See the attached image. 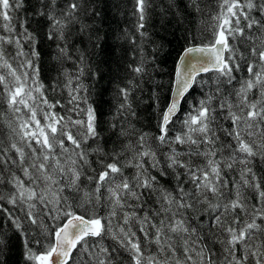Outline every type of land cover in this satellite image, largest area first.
<instances>
[{
    "label": "snow or ice",
    "instance_id": "obj_1",
    "mask_svg": "<svg viewBox=\"0 0 264 264\" xmlns=\"http://www.w3.org/2000/svg\"><path fill=\"white\" fill-rule=\"evenodd\" d=\"M51 3L54 5L55 0H51ZM169 5L170 7L174 6L172 0H169ZM146 6L147 0H137V10L140 13L141 20L140 28L144 27L143 21L146 19ZM190 6H196V10L200 11L197 0H190ZM22 7L23 0H0V18L5 22L3 28L6 31L10 33L14 31L10 23L12 20L10 14L15 9ZM80 7L78 0L68 4L63 16L75 20V14ZM219 7L220 12L214 17V20L218 23L213 32V41L208 44H190L180 59L173 87L174 95L163 112L162 122L159 125L160 134L156 137L161 144H168L171 147V151L166 157L167 168L173 171L183 168L193 185V189L185 191L184 187L178 184L179 199L171 192L163 189L159 190L161 193L157 196V203L160 205L159 209H141L144 211L143 217L138 216L136 211L124 212L123 226L118 228L120 235L112 231V219L117 216L118 210H123L125 207H133L127 203L128 200L137 201L138 203L135 207H141L144 193L138 191V189L151 190V193L158 191L154 187L156 177H150L147 174L144 158L149 159L153 168L158 167L160 161L157 160L155 152L147 149L140 150L144 148L148 134H141L135 143L129 140L128 143L122 146L121 151L105 153L99 143L104 124L101 114L91 104L86 109H83L77 103L82 99L84 103H87V100L79 95L83 85L72 88V81L69 80L68 82L69 95L71 97L69 104L74 105L69 111L75 112L81 118L72 119L71 116H67V118L59 116L54 111H51L59 104V101L55 104L50 103L44 97L43 84L39 83V69L34 66L32 59L27 58L28 53L24 51L22 40L31 42L33 45L31 56L39 57V53L35 50L36 37L31 32H28L27 28H24L23 32L19 34V38L14 41L11 37L0 36V85L3 86V93L6 94L8 108L14 113H21V115L17 116L19 130L13 129V131L31 149L32 156V163L25 167L26 153L24 148L18 146L16 142L11 143L10 149L5 148L3 141H0V151L3 153L0 154V163L6 165L7 161L11 159L8 156V152L14 150L19 157L18 166L22 168L23 175L32 184H36L41 179L46 183V188L38 194L34 188L26 187L24 181L13 173L9 183L13 185L16 191L7 197V203L13 206L18 201L26 203V219L32 225L40 227L42 233H49V226L44 223L36 204L32 203V201L38 199L46 208L51 205L46 214L54 222L60 221L58 226H54V242L46 246V251L37 254L28 246L31 242L25 239V259L27 261H33L35 264H69L70 261H73L74 264H93V262L94 264H106L105 259L97 260V257L101 254H107L108 249L99 245V251H95L94 248L90 247L89 238H103L105 234L111 233L113 239L118 240L121 246L131 253L134 264H217L212 258L213 254L206 246L201 245L199 250L194 247L200 240V237H197V240H192L191 238L196 233V228H192L187 223V218H176L177 212L181 209H191L195 212L197 211V205L206 204L207 208L205 211L215 214L209 220V231L211 232L215 228L228 234L227 240L221 241V243L226 245L224 248L226 256L220 264H253V261L254 264H264V228L257 223V219H264V207L256 208L253 206L251 213H249V207L242 192L244 187L254 188L259 192L261 205L264 206V190H261V183L256 181L255 173L247 166L251 163L249 159L251 157L260 155L264 158V50L258 51L257 47L251 49V55L253 57L258 56L260 64H247L249 78L241 83V87L235 93L237 103L233 104L225 97L219 104L221 110L227 109L228 114L224 118L231 119L233 124L231 130H221L225 131L237 143V148L233 150V154L230 157H221L219 160L215 158L217 152L223 151V147L219 149L215 147L219 137L216 135L217 129L213 127V122L216 121L214 113L217 111L211 106L215 98L214 94H208L206 99H201L199 105L194 106L186 114L183 125L187 131L177 134L174 138H170L169 135L170 129L168 125L180 110L181 100L185 98L186 94H189V90L197 83V76L200 73L213 71L218 73L216 77L218 85L216 92L219 93L222 91L219 84L224 82L221 77L226 78V82L231 84L235 79L233 71L242 70L241 64L237 63L234 58L235 49L228 42L230 37L235 39L237 35H244V27H241V18L247 21L246 27L248 29L253 28V26L264 29V25L260 21L250 18V12L253 9L259 10L261 16L264 17V0H259L258 3L256 0H244L243 3H241V0H221ZM245 8L248 9V12L244 11ZM38 14L44 15L45 13L41 11ZM48 16L52 21L48 38L63 40L65 24L62 20L57 19L51 11H49ZM21 27L23 28V25ZM87 27V25H82L81 30L83 31ZM56 32L59 33V36H54ZM141 35H144V33H141ZM191 39L195 40V37ZM13 42L17 51L12 59L19 60L18 67L13 66V63L6 57L2 47L4 43L11 44ZM260 47L264 48V41H261ZM58 50L61 54H67L66 47L59 48L58 46ZM225 52L229 53L227 59L225 58ZM192 54H200V58L197 59ZM80 60L81 65H83V54H81ZM257 67H259V71L255 70ZM2 70H6V72ZM134 71L140 74L144 72V68L141 65L136 67ZM79 74L80 76L84 75L83 66L79 68ZM76 79L79 80V76ZM29 80H31V84H29ZM253 89H259L260 96L258 99L250 101L249 94ZM121 92L125 103L120 105L118 112L125 109L131 112V104L128 102V90L121 89ZM155 98L159 99V97ZM45 107L49 111H44ZM22 108L26 109L30 116L25 117L22 114ZM38 112L43 114L45 121L43 125L37 119ZM132 114L134 115V113ZM69 126L78 127L80 131L73 135L71 131H68ZM110 127L115 129L116 125L113 123ZM129 127L131 128L132 126L129 125ZM244 134L250 138L259 136L260 139L259 141L253 139L248 142ZM129 135L130 133L123 128L117 134L118 138ZM65 137L67 141L71 142L73 149L70 150L65 147ZM89 140L97 143L96 148L92 149L93 152L100 154L104 159L111 155L113 162L105 165L104 159L100 160L104 170L99 173V178L95 181V190L93 192L84 190L83 203L72 204L69 203L70 198L64 196L63 192L65 188L72 192L82 191L80 184L83 168L82 166L78 168L76 165L79 161H83V165H89V153L82 147ZM32 141H35L38 148L32 146ZM137 145H139V148H137ZM173 145H189V150L180 152ZM202 145L203 151H201ZM191 146H195V150ZM57 147L61 153L71 151L73 157H78V159L72 158L70 161L71 166L66 169L56 155L55 149ZM227 147H230V145ZM129 151L133 153V159L136 163L132 164L131 160L127 163L137 170L135 176L131 179L123 176V167L126 165L121 164L118 159ZM236 153L245 154L244 158L239 161L245 167L240 171V180L233 181L235 189L234 199L224 202L225 190L228 188L229 181L224 178L221 165L223 164L224 168L231 170L237 161ZM182 156H202L207 160V164L194 167L191 159L185 162L181 160ZM12 163L16 164L17 161L12 160ZM50 168L51 172L49 171ZM31 169H35L37 175H33ZM57 172L66 179V183L60 184V181L56 178ZM117 176L122 177L119 182H116ZM88 179L91 181L93 177ZM176 179L177 181L180 179L179 172H177ZM106 184L109 185L107 188V199L111 205L107 217H98L93 213L91 218H85L84 215L77 214L73 210L74 208H82L84 204L93 203V197L95 204H99L101 189ZM53 185L57 186L54 190ZM49 192L51 193V198L47 195ZM209 193L216 200V203L209 199ZM3 199L4 197L0 195V200ZM173 207L177 211H173ZM237 209L245 215L250 214L251 222L245 221L240 226L241 221L236 214ZM0 211L7 212L5 219L11 221L12 226L23 234V223L19 217L4 209L2 205H0ZM149 211L152 212L151 216ZM181 215L183 214L181 213ZM61 217H64V220H61ZM154 217H161L158 225L153 222ZM104 220L107 221V224L102 222ZM132 221L140 224V231L144 233L145 240L149 244L154 243L157 246L155 254L146 255L147 249L142 247L139 239H133L136 237V233L131 229L130 223ZM125 226H128L127 230ZM201 227L204 226L201 225ZM150 228L154 229V235L149 232ZM179 233H185L188 236V238L183 239V260L178 256L173 235H170ZM6 235V229L0 228V264H7V261L3 258L4 252L6 249L8 251L11 250V241L5 239ZM120 236L123 238L121 239ZM35 243L39 246L41 240L37 238ZM237 245L241 246L242 254L240 256L236 254ZM74 250H76L75 254ZM85 255H87V259H85Z\"/></svg>",
    "mask_w": 264,
    "mask_h": 264
},
{
    "label": "trees",
    "instance_id": "obj_2",
    "mask_svg": "<svg viewBox=\"0 0 264 264\" xmlns=\"http://www.w3.org/2000/svg\"><path fill=\"white\" fill-rule=\"evenodd\" d=\"M77 0H55V4L51 0H23V7L15 9L10 15L12 16L11 25L14 31L12 33L3 28L5 23L0 18V36L11 37L13 41L19 38V34L27 28L36 37L35 50L39 53V57H32L31 51L33 45L31 42H24L22 44L24 51L28 53V59L33 60L35 67L39 69V83L43 84L44 97L50 103L59 104L52 109L59 116H71L72 119L81 118L75 112H70L69 109L74 105L69 104V80L72 81L71 87L76 88L78 85H83L79 92L82 98L87 100V103L78 101L79 107L86 109L89 104L101 114V119L104 121L102 129V137L99 140L100 145L103 147L105 153H112L114 151H121L122 146L130 141L135 143L141 134H148L144 148L140 150H150L156 153L157 160L160 161L159 166L153 168L148 158H144V166L147 169V174L151 177H156L154 187L158 190L151 193V190L138 189L144 193L143 203L140 208H136L138 203L135 200H128V204L133 207H125L123 210H118L117 216L112 219V231L117 232L119 226H123L124 212L136 211L140 217L144 216V211L141 209L158 210L160 205L157 203V196L161 193L159 190L163 189L171 192L179 199V191L177 185L183 186L185 191L193 189V185L189 177L185 174L183 168L173 171L167 168L166 157L171 151L168 144H161L156 137L160 134L159 125L161 123V116L165 109L169 92L172 85L174 65L180 52L190 44H208L214 39V29L217 26V21L214 17L220 12L221 0H197L200 11L196 10V6H190V0H172L174 6L169 5V0H147L145 8L146 19L143 21L144 27L140 28L141 23L140 13L137 10V0H78L81 5L80 9L76 12V19L65 18L63 13L67 10L66 6ZM244 0H241L243 3ZM258 3L259 0H256ZM47 5V7H45ZM43 11L44 15L38 13ZM52 12L57 19L62 20L65 24L64 39L59 40L56 38L49 39L48 34L51 29L52 21L49 19L48 13ZM248 12V9H244ZM250 18H255L264 25V17L257 9L250 12ZM247 21L241 18V27H244V35H237L235 39L229 38V44L235 49L234 58L237 63L242 66L241 71H233L235 79L231 84L226 82V78L221 77L223 83L219 84L222 89L217 93L218 87L216 77L218 73L208 72L197 76V83L189 90L180 104V110L177 115L173 117L172 122L169 123L170 138H174L177 134L187 131L183 125V120L187 113H189L194 106L199 105L201 99H206L208 94H214L215 98L212 101V107L217 109L214 113L216 121L213 122V127L217 129L216 135L219 137L215 147H223L222 152H217L216 159L221 157L228 158L233 154V150L237 148V143L231 136L221 129L231 130L233 127L231 119H225L227 116V109L221 110L219 104L225 97L236 104L237 97L236 91L241 87V83L249 78L247 71L248 63L260 64L258 56L251 55V49L257 47V50H264L261 48V41H264V29L258 26L248 29L246 27ZM23 25V28L21 27ZM82 25L88 27L81 30ZM144 33V35H141ZM54 36H59V33H54ZM195 37V40L191 38ZM59 48H67V54H61ZM6 57L13 63L14 67H18L19 60H13L17 48L15 43H4L2 45ZM84 55V62L81 65L80 56ZM229 55L225 52V58ZM143 66L144 72L137 74L134 69L138 66ZM84 67V75L80 76L79 68ZM234 67V66H233ZM259 71V67L255 69ZM5 71L6 70H2ZM29 71H31L29 69ZM79 76V80L76 77ZM31 84V80H29ZM121 89L128 90V102L131 104V112L127 109L118 112L120 105L125 103L124 96ZM75 94V93H74ZM260 96L259 89H253L249 94V100L258 99ZM155 97H159L157 100ZM31 103V102H30ZM235 110V109H234ZM44 111H49L46 107ZM134 113V115L132 114ZM22 114L27 117L30 113L22 108ZM21 113H14L8 108L6 94L3 93V86L0 85V141H3V146L10 149L12 142H16L18 146L23 147L26 153L25 167L32 163L31 149L26 146L24 141L19 139L13 129H18L19 121L17 116ZM37 119L41 124L45 123L43 114L38 112ZM115 124L116 128L112 129L111 124ZM129 125L132 127L130 128ZM34 127V125H33ZM243 127V125H241ZM121 128L127 130L130 135L127 137H119L117 134ZM68 131L76 135L80 129L78 127L69 126ZM245 139L251 142L253 139L259 141L260 137H247ZM65 139V147L70 150L73 145L70 141ZM230 145V147H227ZM32 146L38 148L35 141H32ZM97 143L89 140L82 147L89 153V165H83V161H79L76 167L83 168V175L81 177V190L80 192H72L65 188L63 195L68 196L69 203L81 204L83 203V191L93 192L96 188L95 181L99 178V173L104 170L101 166L100 160L104 159L100 154L95 153L92 149L96 148ZM177 151L187 152L189 145H173ZM195 150V146H191ZM139 148V145H137ZM79 151V150H76ZM203 151V145L201 146ZM56 155L60 159L62 165L67 169L71 166L72 152L61 153L57 147L55 149ZM0 154H3L0 151ZM245 154L236 153L237 161L234 167L229 170L221 165L224 178L229 181L228 188L225 190L224 202L234 199L235 189L233 181L240 180V171L245 167L241 164L240 159L244 158ZM11 157L7 164L0 163V195L4 197L0 200V205L4 209L12 212L16 217H19L23 223V234L17 231L11 224V221L6 220L7 212L0 211V228H5L7 235L5 239L11 241V250L7 249L4 252V259L7 264H35L33 261L25 259V239L29 240V247L32 248L37 254L46 251V246L53 242L54 226H58L60 221L54 222L51 220L47 213L48 208L41 204L38 199L32 201L36 204L40 216L44 223L49 226V233H42L40 227L32 225L26 219L27 204L17 202L15 206L7 203V197L16 191L9 181L12 179L13 173L24 181L26 187H32L39 194L46 188L45 181L38 180L36 184H32L27 177L23 175L22 168L18 166L19 157L14 150L8 152ZM119 161L121 164L126 165L123 167V176L131 179L136 174V168L127 162L132 161L133 153L131 151L120 156ZM192 160L193 166H204L207 160L204 157H189L182 156L181 160L187 162ZM251 163L247 166L255 173L256 181L261 183V190H264V158L260 155L249 158ZM12 160L17 163L13 164ZM113 158L111 155L104 159V164L112 163ZM230 162V161H229ZM33 175H37L35 169H31ZM51 172V168L49 169ZM163 172V174H162ZM177 172L180 173V179L177 181ZM70 175V174H69ZM93 177L90 181L88 178ZM56 178L60 184L66 183V179L58 172ZM122 177L117 176L116 182H119ZM251 179V177H249ZM57 187L53 185V190ZM108 185L106 184L100 192V203L84 204L82 208H74L77 214L84 215L85 218H91L93 213L98 217H107L110 211V201L107 199ZM246 204L251 213L253 206L256 208L264 207L261 205L259 192L254 188H242ZM151 193V195H149ZM51 198V193H47ZM209 199L216 203L208 194ZM197 211L191 209H181L177 212V219L187 218V223L192 228H196V233L191 237L192 240L199 242L194 247L199 250L201 245L206 246L213 254L212 258L220 264L224 261L226 253L224 252L225 244L221 241H226L228 234L223 230L213 228L209 231V220L215 214H210L205 211L207 205H197ZM67 210V209H64ZM173 211H177L173 207ZM181 213L183 215H181ZM236 214L240 217L241 224L245 221L251 222V215H245L236 210ZM149 215L152 212L149 211ZM171 215V214H169ZM163 216V214H161ZM161 217H154L153 222L157 225ZM64 220V217H61ZM107 224V221H102ZM257 223L264 228V219H257ZM203 225L204 227H201ZM132 231L136 233L133 239H139L143 248H146V255L155 254L157 246L149 244L144 238V233L140 231V224L136 221L130 223ZM128 226H125L127 230ZM239 227V226H237ZM255 231V230H254ZM151 235H154V229H149ZM176 242L178 256L181 260L183 256V239L188 238L187 234H170ZM39 238L41 244L38 246L35 240ZM122 239L123 237L120 236ZM125 243H127L125 241ZM90 247L95 251H99V245L108 249L107 254H101L97 257L105 259L106 264H134L131 253L122 247L118 240L113 239L111 233H107L103 238H89ZM115 249V251H113ZM241 246L237 245V256L242 254ZM76 250H74V254ZM163 258V257H162ZM87 259V255H85ZM69 264H74L70 261ZM94 264V262H93ZM254 264V261H253Z\"/></svg>",
    "mask_w": 264,
    "mask_h": 264
},
{
    "label": "water",
    "instance_id": "obj_3",
    "mask_svg": "<svg viewBox=\"0 0 264 264\" xmlns=\"http://www.w3.org/2000/svg\"><path fill=\"white\" fill-rule=\"evenodd\" d=\"M197 45H198V44H197ZM187 47H189V46H187ZM187 47H185V48L180 52V54L178 55V57H177V59H176V62H175V65H174V72H173L172 85H171V89H170V92H169V98H168V102H167V105H166L165 109L168 107V104H169L170 100L172 99V97H173V95H174L173 87H174V82H175V80H176L177 66H178V64L180 63V59H181V57L184 55V53H185V49H186ZM192 55H193V57H195V58H197V59L200 58V54H192ZM201 74H204V73L202 72V73H200L199 75H201ZM181 101H182V100H181ZM165 109H164V110H165ZM164 110H163V112H164ZM162 116H163V113H162ZM162 116H161V122H162ZM53 242H54V233H53Z\"/></svg>",
    "mask_w": 264,
    "mask_h": 264
},
{
    "label": "rangeland",
    "instance_id": "obj_4",
    "mask_svg": "<svg viewBox=\"0 0 264 264\" xmlns=\"http://www.w3.org/2000/svg\"><path fill=\"white\" fill-rule=\"evenodd\" d=\"M108 185V184H107ZM109 186V185H108Z\"/></svg>",
    "mask_w": 264,
    "mask_h": 264
}]
</instances>
